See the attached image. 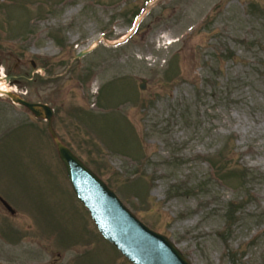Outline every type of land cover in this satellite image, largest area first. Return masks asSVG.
<instances>
[{"label": "rangeland", "instance_id": "374dc122", "mask_svg": "<svg viewBox=\"0 0 264 264\" xmlns=\"http://www.w3.org/2000/svg\"><path fill=\"white\" fill-rule=\"evenodd\" d=\"M0 76L192 264H264V0H0ZM2 95L0 262L134 264Z\"/></svg>", "mask_w": 264, "mask_h": 264}, {"label": "water", "instance_id": "95a60500", "mask_svg": "<svg viewBox=\"0 0 264 264\" xmlns=\"http://www.w3.org/2000/svg\"><path fill=\"white\" fill-rule=\"evenodd\" d=\"M90 51L91 49L81 50L77 57H82ZM7 80H10V77H7ZM143 82L145 83L146 79L143 78ZM144 83L142 88L146 87ZM0 93L6 94L13 102L26 106L36 117L48 120L49 131L74 193L89 209L102 235L126 258L134 264H192L168 236L141 221L117 193L60 139L53 126V107L47 103L32 102L13 92ZM2 202L14 212L4 199Z\"/></svg>", "mask_w": 264, "mask_h": 264}, {"label": "bare ground", "instance_id": "6f19581e", "mask_svg": "<svg viewBox=\"0 0 264 264\" xmlns=\"http://www.w3.org/2000/svg\"><path fill=\"white\" fill-rule=\"evenodd\" d=\"M98 43V41L93 42V44L91 45L92 47L96 46ZM4 77L0 76V91H9L10 89L8 88V85L6 83V81H4Z\"/></svg>", "mask_w": 264, "mask_h": 264}, {"label": "flooded vegetation", "instance_id": "af4514ba", "mask_svg": "<svg viewBox=\"0 0 264 264\" xmlns=\"http://www.w3.org/2000/svg\"><path fill=\"white\" fill-rule=\"evenodd\" d=\"M9 98V97H8ZM3 99V98H2ZM10 99V98H9ZM11 100V99H10ZM29 112H30V114L31 115H33L34 116V114L27 108V107H25ZM35 117V116H34ZM36 118V117H35ZM37 119H42L43 121H46L47 122V120L44 118V117H40V118H37ZM47 127H48V122H47Z\"/></svg>", "mask_w": 264, "mask_h": 264}]
</instances>
